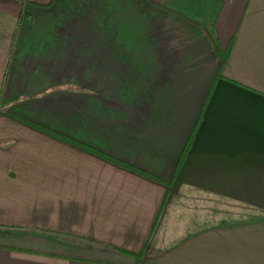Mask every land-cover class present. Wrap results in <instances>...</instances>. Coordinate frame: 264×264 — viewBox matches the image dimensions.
I'll list each match as a JSON object with an SVG mask.
<instances>
[{
  "label": "crops",
  "instance_id": "obj_1",
  "mask_svg": "<svg viewBox=\"0 0 264 264\" xmlns=\"http://www.w3.org/2000/svg\"><path fill=\"white\" fill-rule=\"evenodd\" d=\"M0 228V264H264V0H0Z\"/></svg>",
  "mask_w": 264,
  "mask_h": 264
},
{
  "label": "rangeland",
  "instance_id": "obj_2",
  "mask_svg": "<svg viewBox=\"0 0 264 264\" xmlns=\"http://www.w3.org/2000/svg\"><path fill=\"white\" fill-rule=\"evenodd\" d=\"M180 197L181 201H183V198L188 197L189 202L185 203V205L187 204V207L189 205L197 206L200 202H202V206H205V209H207V211L202 215L181 216V218L184 217L185 221H188L192 218V221L197 224V226L192 227H203L205 225L233 222L249 217L248 209L242 207L241 205L239 206L238 204L233 203L229 200H221L203 193L195 194L194 190L187 188L182 189V192L180 194H177V199H180ZM191 200L195 202H193V204H190Z\"/></svg>",
  "mask_w": 264,
  "mask_h": 264
},
{
  "label": "trees",
  "instance_id": "obj_3",
  "mask_svg": "<svg viewBox=\"0 0 264 264\" xmlns=\"http://www.w3.org/2000/svg\"><path fill=\"white\" fill-rule=\"evenodd\" d=\"M209 36L211 37V35H209ZM22 121L25 122V123L31 124L33 126H36L35 124H33V123H31V122H29L27 120H22ZM36 127H38V126H36ZM72 143H74V144H76V145H78L80 147H83V148H85L87 150H90L91 152L96 153L97 155H99V156L103 157L104 159L108 160L109 162H112L114 164H117L119 166H122V167H125V168H128V169H131L132 171H134V172H136V173H138V174H140L142 176L148 177V178H150L152 180L160 181V179L158 177H156V176H154V175H152V174H150V173H148V172H146V171H144V170H142L140 168H136V167H134L132 165H129L127 163H124V162H122V161H120V160H118L116 158H113V157H111V156H109L107 154H104V153L100 152V151H96L93 148L87 147L86 145H83L81 143L74 142V141H72ZM181 161H182V157L178 161V165H180ZM178 165H177V167H178ZM119 251L126 253V251L125 250H122V249H119Z\"/></svg>",
  "mask_w": 264,
  "mask_h": 264
},
{
  "label": "built area",
  "instance_id": "obj_4",
  "mask_svg": "<svg viewBox=\"0 0 264 264\" xmlns=\"http://www.w3.org/2000/svg\"><path fill=\"white\" fill-rule=\"evenodd\" d=\"M19 1H21V2H25L26 0H19Z\"/></svg>",
  "mask_w": 264,
  "mask_h": 264
}]
</instances>
